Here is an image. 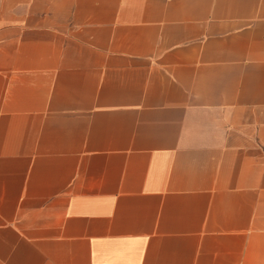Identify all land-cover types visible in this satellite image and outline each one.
Returning a JSON list of instances; mask_svg holds the SVG:
<instances>
[{
  "label": "crops",
  "instance_id": "1",
  "mask_svg": "<svg viewBox=\"0 0 264 264\" xmlns=\"http://www.w3.org/2000/svg\"><path fill=\"white\" fill-rule=\"evenodd\" d=\"M0 264H264V0H0Z\"/></svg>",
  "mask_w": 264,
  "mask_h": 264
}]
</instances>
